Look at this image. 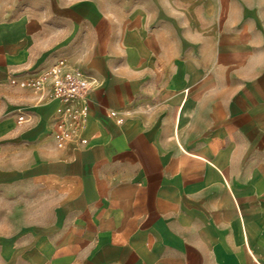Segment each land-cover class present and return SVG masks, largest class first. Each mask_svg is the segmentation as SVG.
Wrapping results in <instances>:
<instances>
[{
	"label": "crops",
	"instance_id": "1",
	"mask_svg": "<svg viewBox=\"0 0 264 264\" xmlns=\"http://www.w3.org/2000/svg\"><path fill=\"white\" fill-rule=\"evenodd\" d=\"M59 59L98 81L63 148L19 87ZM25 181L49 217L0 264H264V0H0V192Z\"/></svg>",
	"mask_w": 264,
	"mask_h": 264
},
{
	"label": "built area",
	"instance_id": "2",
	"mask_svg": "<svg viewBox=\"0 0 264 264\" xmlns=\"http://www.w3.org/2000/svg\"><path fill=\"white\" fill-rule=\"evenodd\" d=\"M98 84L93 76L59 59L46 72L35 78L19 82V86L37 93V103L57 99L60 102L59 116L54 122V134L58 147L69 144H84L83 136L87 124V108L83 104L87 94ZM31 117L20 111L17 123L22 125Z\"/></svg>",
	"mask_w": 264,
	"mask_h": 264
},
{
	"label": "rangeland",
	"instance_id": "3",
	"mask_svg": "<svg viewBox=\"0 0 264 264\" xmlns=\"http://www.w3.org/2000/svg\"><path fill=\"white\" fill-rule=\"evenodd\" d=\"M49 212L50 202L42 186L25 181L4 189L0 192V239L30 224L43 223Z\"/></svg>",
	"mask_w": 264,
	"mask_h": 264
}]
</instances>
